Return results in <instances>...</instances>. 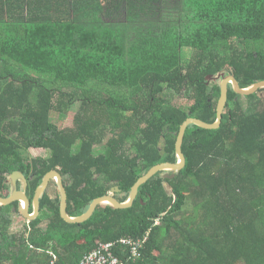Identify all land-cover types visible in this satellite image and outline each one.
Instances as JSON below:
<instances>
[{
  "label": "trees",
  "instance_id": "16d2710c",
  "mask_svg": "<svg viewBox=\"0 0 264 264\" xmlns=\"http://www.w3.org/2000/svg\"><path fill=\"white\" fill-rule=\"evenodd\" d=\"M222 74L264 80V0H0V196L16 170L31 200L57 170L71 217L124 203L149 168L178 161L186 120L217 122ZM262 92L230 86L221 126L190 125L183 169L127 209L67 223L54 181L23 230L19 203L0 206V264H88L100 243L118 264H264Z\"/></svg>",
  "mask_w": 264,
  "mask_h": 264
},
{
  "label": "water",
  "instance_id": "95a60500",
  "mask_svg": "<svg viewBox=\"0 0 264 264\" xmlns=\"http://www.w3.org/2000/svg\"><path fill=\"white\" fill-rule=\"evenodd\" d=\"M222 75L223 77L220 83L221 97L219 99L217 106V122L214 124H208L196 118H189L188 120H186L181 126V131L176 145L177 154L179 155L178 162L175 163L162 162L160 164L155 165L153 168H149V170H147V173L142 177H140L137 180V182L133 185L128 200H126L124 203L119 202L117 198H115L113 195L103 196L95 199L85 214L79 217H71L67 212V207H68L67 190L63 182V177H61V175L57 172V170H50V172L45 175L42 183L35 191V195L33 197L32 202L29 200L27 195L28 181L23 173L19 172V170H16V172L10 175V179L8 182L11 184L12 191L8 196H4V197L0 196V206H4V207L10 206L13 203L19 202L20 203L19 212L21 216L24 219H26L28 222L33 221L37 219V217L39 216L41 210V199L45 195L44 193L46 189L49 187L50 183L54 180L56 182L55 185L59 193L60 217L67 223L81 224L88 221L93 216L99 205L101 204H109L115 210H119V209L123 210L131 207L133 201L137 196L138 188L147 180L152 179L161 172H171V174H169L167 178L174 179L180 173V170L183 169V167L186 164V156L182 150V145L184 142L187 128L190 125H197L200 128L212 129V130L218 129L221 126L223 113L228 101V93L230 86L237 94L244 96L253 95L257 93L259 90L264 89V80L257 81V83L244 89L242 88L240 81H238V79L234 75L232 74H227V75L222 74ZM18 181H21L23 184L22 190H18ZM113 191L118 192V189L116 188ZM31 207L33 208V213L30 212Z\"/></svg>",
  "mask_w": 264,
  "mask_h": 264
},
{
  "label": "rangeland",
  "instance_id": "374dc122",
  "mask_svg": "<svg viewBox=\"0 0 264 264\" xmlns=\"http://www.w3.org/2000/svg\"><path fill=\"white\" fill-rule=\"evenodd\" d=\"M189 52V50H188ZM261 97L264 98V92H262ZM78 110V105L75 106L71 112L64 118H61L60 121H58L57 127L63 128V127H72V120H73V116L76 113V111ZM29 154L31 157H36V156H42L45 157L48 155L47 150L45 149H37V148H31L29 150ZM162 176L161 177H166L170 174V172H162ZM54 190L56 189L55 187V183H52ZM169 189V187H168ZM13 212V211H12ZM12 219H13V227H12V232H16V231H20L24 229V225H26V219L24 220L22 217H20L19 215L13 213L12 214ZM46 228V224L43 225V229Z\"/></svg>",
  "mask_w": 264,
  "mask_h": 264
},
{
  "label": "built area",
  "instance_id": "2783aa9c",
  "mask_svg": "<svg viewBox=\"0 0 264 264\" xmlns=\"http://www.w3.org/2000/svg\"><path fill=\"white\" fill-rule=\"evenodd\" d=\"M114 244L100 243L99 246L93 251V253L87 258L88 264H118V257L112 252V247ZM132 255L136 256L134 250H132Z\"/></svg>",
  "mask_w": 264,
  "mask_h": 264
},
{
  "label": "clouds",
  "instance_id": "9594fccd",
  "mask_svg": "<svg viewBox=\"0 0 264 264\" xmlns=\"http://www.w3.org/2000/svg\"><path fill=\"white\" fill-rule=\"evenodd\" d=\"M178 160H179V155H178ZM178 162V161H177ZM175 163V162H174ZM54 181V180H53ZM18 183H21L22 184V182L21 181H18ZM54 183L56 184V182L54 181ZM56 186V185H55ZM57 189V188H56ZM18 190H22L21 188H20V186L18 185ZM11 191H12V187H11V190H10V192H9V195H10V193H11ZM58 191V190H57ZM59 194V193H58ZM27 195H28V193H27ZM114 196V195H113ZM29 198V197H28ZM29 200H30V198H29ZM19 203V202H18ZM23 204V203H22ZM19 205H20V203H19ZM107 205H109V204H107ZM32 208V207H31ZM31 213H33V211L31 212Z\"/></svg>",
  "mask_w": 264,
  "mask_h": 264
},
{
  "label": "flooded vegetation",
  "instance_id": "af4514ba",
  "mask_svg": "<svg viewBox=\"0 0 264 264\" xmlns=\"http://www.w3.org/2000/svg\"><path fill=\"white\" fill-rule=\"evenodd\" d=\"M9 179H10V176H9ZM9 179H8V182H9ZM11 185V184H10ZM28 187H29V184H28ZM20 188L23 189V184H20ZM27 193H28V189H27ZM33 200V199H32ZM32 200L30 199V201L32 202ZM33 204V203H32ZM33 207V205H32Z\"/></svg>",
  "mask_w": 264,
  "mask_h": 264
}]
</instances>
